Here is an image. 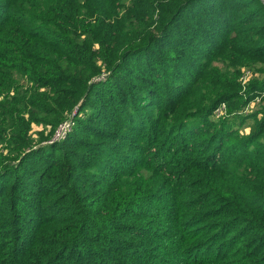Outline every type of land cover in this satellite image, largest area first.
Listing matches in <instances>:
<instances>
[{"label":"trees","instance_id":"16d2710c","mask_svg":"<svg viewBox=\"0 0 264 264\" xmlns=\"http://www.w3.org/2000/svg\"><path fill=\"white\" fill-rule=\"evenodd\" d=\"M0 264H264V0H0Z\"/></svg>","mask_w":264,"mask_h":264},{"label":"built area","instance_id":"2783aa9c","mask_svg":"<svg viewBox=\"0 0 264 264\" xmlns=\"http://www.w3.org/2000/svg\"><path fill=\"white\" fill-rule=\"evenodd\" d=\"M256 77V75H255ZM254 77L251 76V73L249 71H246V72H243V74L241 75L240 79H239V82L244 86L243 89H242V93H243V90L245 91V85L248 84V82ZM243 95V94H242ZM244 96V95H243ZM259 102V99H256V102L253 101V103H258ZM251 105V103H250ZM250 105L247 107L246 111L248 109H250ZM254 106H252V109H253ZM226 115V104L224 103H221L214 111L213 113V118L214 119H220L222 117H224ZM70 128H71V121H68L64 124H62L58 130L56 131V136H55V141H58L60 139H62V136H65L66 133L68 131H70Z\"/></svg>","mask_w":264,"mask_h":264},{"label":"rangeland","instance_id":"374dc122","mask_svg":"<svg viewBox=\"0 0 264 264\" xmlns=\"http://www.w3.org/2000/svg\"><path fill=\"white\" fill-rule=\"evenodd\" d=\"M105 77L103 76V77H100V78H98L97 80H106V78L104 79ZM243 92H244V90H243ZM251 102V105H250V109H248L247 111H246V109H247V107L248 106H246L243 110H241V111H239L237 114L238 115H247V114H249V112L252 110V106H255L256 105V103H253V101L251 100L250 101ZM254 102H256V100L254 101ZM258 102V101H257ZM73 122H71V128H70V131H71V129H72V127H73ZM251 127V120H248V121H246L245 123H244V125H243V127H242V129H241V131H242V133L243 134H248L249 132H250V130H249V128ZM70 131H68V132H70ZM67 132V133H68ZM66 133V134H67ZM66 136L67 135H65V136H62V139L63 138H66ZM21 172V171H20ZM23 172L24 173H26L27 171L26 170H23ZM24 181V180H23Z\"/></svg>","mask_w":264,"mask_h":264}]
</instances>
